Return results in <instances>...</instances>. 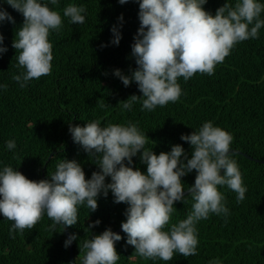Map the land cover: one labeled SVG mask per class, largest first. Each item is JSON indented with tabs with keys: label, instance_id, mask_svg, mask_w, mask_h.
<instances>
[{
	"label": "trees",
	"instance_id": "1",
	"mask_svg": "<svg viewBox=\"0 0 264 264\" xmlns=\"http://www.w3.org/2000/svg\"><path fill=\"white\" fill-rule=\"evenodd\" d=\"M226 2L234 7L236 0H207L203 8L215 15ZM70 4L86 9L82 13L83 24H71L63 17V9ZM0 7L15 20L14 24H0L7 47V52L0 54V84H7L6 90H0V168L10 165L26 178L39 181L53 173L62 159L76 160L89 179L99 169L73 142L68 129L69 124L84 126L93 120L101 121L102 126L134 123L149 138L145 147L157 155L179 144L190 159V144L182 141L181 135L191 134L211 121L233 137L230 151L235 153L232 158L247 188L245 199L237 202L235 192L219 187L229 214H210L197 223L196 255L174 253L170 261L144 259L134 253V246L126 243V234L121 231L122 239L114 244L120 256L117 264H209L213 259H219L221 264H264V27L259 29L257 39L237 43L223 63L215 66L212 75L197 72L186 82L179 78L182 94L176 102L141 111L138 100L127 111L121 110L118 103L142 93L135 83L125 87L113 73L119 69L124 75H131L137 68L131 55L140 24L136 0L123 5L118 0H59L57 5L49 4L62 17L61 30L51 31L48 37L52 44V69L50 74L29 81L25 88L12 79L21 71L16 67L12 43L24 17L3 0ZM121 14L122 38L116 46L110 44V29L119 27ZM102 44L107 46L101 47ZM7 140H15L14 150L6 149ZM136 167L146 172L139 154L133 157V168ZM195 176L193 170L181 178L184 191L194 184ZM107 182L110 178H106ZM126 207L124 203H114L109 192L107 197H98L95 212L80 206L74 226H57L52 231V221L44 215L33 228L11 235L13 222L0 215V264H71L69 246L64 247L67 233L77 235L72 245L76 263L80 264L83 252L79 241L107 228L118 230L126 220ZM174 207L164 231L186 219L192 208L191 198L175 202ZM97 219L101 223L88 230V225Z\"/></svg>",
	"mask_w": 264,
	"mask_h": 264
},
{
	"label": "clouds",
	"instance_id": "2",
	"mask_svg": "<svg viewBox=\"0 0 264 264\" xmlns=\"http://www.w3.org/2000/svg\"><path fill=\"white\" fill-rule=\"evenodd\" d=\"M128 0H118L123 5ZM140 22L131 55L137 68L131 75L114 70L125 87L135 83L142 95L130 96L118 104L121 110L131 111L133 104L141 102V111H153L169 102H176L182 90L179 78L186 82L195 73L212 75L218 63H223L232 48L249 38L257 39L264 27V3L260 0H236L235 6L226 2L215 15L204 10L207 0H136ZM22 14L24 21L15 32L12 47L16 50V67L21 71L12 79L25 88L29 81L51 72V31L59 32L62 17L49 7L59 0H3ZM86 9L70 4L63 9V17L71 24L85 22ZM121 24L110 31V44L118 46L122 38ZM15 23L14 18L0 7V24ZM251 26V27H249ZM102 44L101 47H106ZM7 52L4 36L0 34V54ZM18 53V54H17ZM7 84H0L6 90ZM69 133L89 159L99 169L85 178L82 166L76 160L62 159L53 173L45 179L30 180L12 166L0 168V215L12 221L9 229H31L46 215L51 221L50 230L57 226H74L78 222V208L87 207L90 213L98 207V197L111 192L114 203L127 205L121 222L126 243L134 246L135 254L144 259L172 260L174 253L184 257L197 254L198 236L196 225L210 214L227 216L229 209L219 187L236 193L237 202L245 199L247 191L242 174L230 151L233 137L227 131L206 121L191 134L180 139L191 147V158L179 145L158 155L145 147L146 133L134 123L107 124L101 121L86 122L84 126L69 124ZM6 149L16 148L15 140L5 142ZM146 165V172L133 168V157ZM196 171L194 184L184 195L181 178ZM221 170L223 172L221 173ZM106 178L110 182L106 183ZM190 197L191 211L186 219L163 229L176 210L174 203L185 202ZM99 219L88 225V230L98 226ZM121 235L111 228L100 234L79 241L80 264H117L120 256L114 247ZM77 240L69 234L64 241L67 248ZM209 264H221L219 259Z\"/></svg>",
	"mask_w": 264,
	"mask_h": 264
},
{
	"label": "water",
	"instance_id": "3",
	"mask_svg": "<svg viewBox=\"0 0 264 264\" xmlns=\"http://www.w3.org/2000/svg\"><path fill=\"white\" fill-rule=\"evenodd\" d=\"M223 170H221V172H222ZM189 193H188V190L187 191H184V195H188ZM64 228L66 229V226H64ZM121 231H122V229H121V227L118 229V230H116L115 232L116 233H121ZM69 236V233H67V237ZM69 250H70V263L71 264H77L76 263V259H75V252H74V248H73V245L71 244L70 246H69Z\"/></svg>",
	"mask_w": 264,
	"mask_h": 264
}]
</instances>
